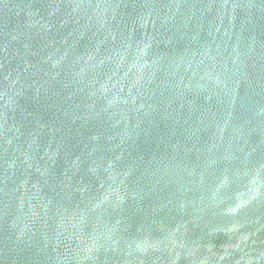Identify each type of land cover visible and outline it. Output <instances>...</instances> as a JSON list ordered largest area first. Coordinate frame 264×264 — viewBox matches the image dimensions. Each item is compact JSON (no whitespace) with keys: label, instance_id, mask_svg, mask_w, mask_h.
Segmentation results:
<instances>
[{"label":"water","instance_id":"1","mask_svg":"<svg viewBox=\"0 0 264 264\" xmlns=\"http://www.w3.org/2000/svg\"><path fill=\"white\" fill-rule=\"evenodd\" d=\"M0 264H264V0H0Z\"/></svg>","mask_w":264,"mask_h":264}]
</instances>
